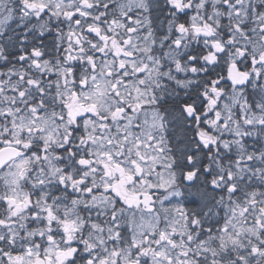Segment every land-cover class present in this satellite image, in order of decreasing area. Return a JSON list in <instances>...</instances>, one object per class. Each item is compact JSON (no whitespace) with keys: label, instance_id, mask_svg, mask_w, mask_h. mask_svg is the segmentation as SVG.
Here are the masks:
<instances>
[{"label":"snow or ice","instance_id":"obj_1","mask_svg":"<svg viewBox=\"0 0 264 264\" xmlns=\"http://www.w3.org/2000/svg\"><path fill=\"white\" fill-rule=\"evenodd\" d=\"M0 264H264V0H0Z\"/></svg>","mask_w":264,"mask_h":264}]
</instances>
